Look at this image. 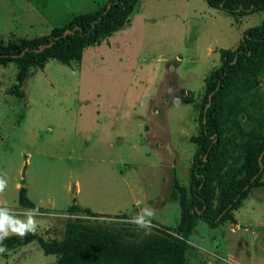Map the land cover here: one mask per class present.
<instances>
[{
    "label": "rangeland",
    "instance_id": "1",
    "mask_svg": "<svg viewBox=\"0 0 264 264\" xmlns=\"http://www.w3.org/2000/svg\"><path fill=\"white\" fill-rule=\"evenodd\" d=\"M105 1L0 0V38L45 34ZM263 18L262 11L230 15L204 0H139L129 21L85 47L79 62L48 58L20 85L14 63L0 66V236L31 231L58 240L67 220L128 244L172 233L179 219L172 182L189 183L203 78L219 66L218 50L234 49ZM259 86L264 97V75ZM20 186L44 207L18 205ZM73 198L91 213L70 212ZM233 216L235 226L194 222L187 264L264 262V189H250ZM55 259L36 240L0 247V264Z\"/></svg>",
    "mask_w": 264,
    "mask_h": 264
},
{
    "label": "trees",
    "instance_id": "2",
    "mask_svg": "<svg viewBox=\"0 0 264 264\" xmlns=\"http://www.w3.org/2000/svg\"><path fill=\"white\" fill-rule=\"evenodd\" d=\"M139 0H106L101 6L72 15L47 33L22 37L10 32L0 38V66L14 63L20 85L30 67H41L48 58L70 65L82 51L120 29ZM230 15L264 12V0H204ZM219 66L203 78L199 130L190 141L195 151L187 188L174 179L179 219L172 233L159 230L137 244L125 243L111 232L67 220L58 240H44L34 232L0 236V247L12 249L36 240L44 253L56 255L53 264H85L98 260L121 264H187L186 239L199 219L208 227L233 222L232 211L252 188L264 187V18L242 31L234 49L218 50ZM18 205L41 209L20 186ZM70 212L84 211L72 204Z\"/></svg>",
    "mask_w": 264,
    "mask_h": 264
},
{
    "label": "crops",
    "instance_id": "3",
    "mask_svg": "<svg viewBox=\"0 0 264 264\" xmlns=\"http://www.w3.org/2000/svg\"><path fill=\"white\" fill-rule=\"evenodd\" d=\"M127 21H129V19H128ZM127 21H126V22H127ZM96 108L99 109V106H96ZM95 112H98V110H95ZM101 140H105V141H106V139H104L103 137H99V138L96 139L97 142H100ZM258 188H262V189H264L263 186H260V187H258ZM258 188H256V189H258ZM254 189H255V188H254ZM248 195H249V192L247 193V195H246V197H245L244 199H246ZM244 199H243V200H244ZM72 200H74V201H73V203H74V202H75V199L73 198ZM243 200H242V201H243ZM242 201H241L240 205L238 206V208L241 206ZM0 203H1V201H0ZM33 203H34V202H33ZM36 205L39 206V207H44V205H43V206H42V205H38V204H36ZM74 205H76V206H77L78 208H80V209H87V210H89L88 208L80 207L79 205H77V204H75V203H74ZM238 208L234 209L233 211L237 210ZM89 211H90V210H89ZM233 211H232V217H233V219H234ZM224 222H225V221H224ZM229 222H230V221H229ZM231 223H233V225L235 226V225H236V223H235V219H234V221L231 222ZM259 228H260V234H261V237H260L261 251L264 252V222L260 224V227H259ZM250 232H251V233H254L253 230H251ZM262 264H264V262H262Z\"/></svg>",
    "mask_w": 264,
    "mask_h": 264
}]
</instances>
